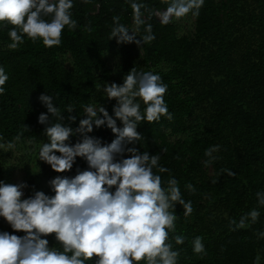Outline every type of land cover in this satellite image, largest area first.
I'll return each mask as SVG.
<instances>
[{
    "label": "trees",
    "instance_id": "1",
    "mask_svg": "<svg viewBox=\"0 0 264 264\" xmlns=\"http://www.w3.org/2000/svg\"><path fill=\"white\" fill-rule=\"evenodd\" d=\"M125 74L144 103L89 112ZM0 136L62 172L3 193L1 264H264V0H0Z\"/></svg>",
    "mask_w": 264,
    "mask_h": 264
},
{
    "label": "rangeland",
    "instance_id": "2",
    "mask_svg": "<svg viewBox=\"0 0 264 264\" xmlns=\"http://www.w3.org/2000/svg\"><path fill=\"white\" fill-rule=\"evenodd\" d=\"M158 15L162 20L175 23L179 34L194 30L195 18L184 9H165L159 11ZM122 58L124 56L121 49H112L106 54V59L111 66L122 61ZM64 61L66 67L72 70L70 55H66ZM129 77L125 74L112 82L99 86L93 92V102L89 107V112L105 105L111 97L128 103L136 98L138 103H144L146 95L136 92L134 83H126ZM174 138L172 136V139ZM55 149L56 140L51 138L43 137L39 141L18 140L10 147L0 136V208L4 204L3 193L5 199L14 201L17 198H27L41 191L58 187L62 172L54 155ZM0 243V246L4 245L3 240ZM3 251L0 248V264L7 258ZM46 264L49 262L47 261Z\"/></svg>",
    "mask_w": 264,
    "mask_h": 264
}]
</instances>
